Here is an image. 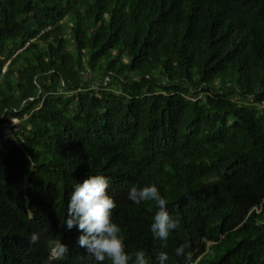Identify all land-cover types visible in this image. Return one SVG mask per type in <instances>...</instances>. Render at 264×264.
Listing matches in <instances>:
<instances>
[{
  "label": "trees",
  "instance_id": "16d2710c",
  "mask_svg": "<svg viewBox=\"0 0 264 264\" xmlns=\"http://www.w3.org/2000/svg\"><path fill=\"white\" fill-rule=\"evenodd\" d=\"M98 173L130 264H264V0H0V264H94L64 222Z\"/></svg>",
  "mask_w": 264,
  "mask_h": 264
},
{
  "label": "clouds",
  "instance_id": "9594fccd",
  "mask_svg": "<svg viewBox=\"0 0 264 264\" xmlns=\"http://www.w3.org/2000/svg\"><path fill=\"white\" fill-rule=\"evenodd\" d=\"M110 180L104 174L86 175L82 182H77L68 199L67 213L64 226L66 230L73 228L81 233L78 245L92 258L94 264H130L133 256L126 251V235L120 225L114 222L112 210L115 208L114 198L108 193ZM127 199L135 205L142 202H154L157 208L150 224V231L155 239L164 243L173 230L179 228V219L170 214L167 205L169 201L161 194L155 183L136 187L133 186ZM260 211V209H258ZM39 235L32 233L30 243H37ZM188 244H182L175 249L177 257H184L185 262L190 259L186 255ZM65 244L57 241L50 247V255L46 264L60 261L67 254ZM168 254L161 251L155 262L151 261L143 250L134 254V264H167ZM195 264V263H193Z\"/></svg>",
  "mask_w": 264,
  "mask_h": 264
},
{
  "label": "rangeland",
  "instance_id": "374dc122",
  "mask_svg": "<svg viewBox=\"0 0 264 264\" xmlns=\"http://www.w3.org/2000/svg\"><path fill=\"white\" fill-rule=\"evenodd\" d=\"M4 70H6V68ZM85 78H87L88 80H92L93 79V80L98 81V82L100 81V78H99L98 74H94L92 72H89L88 75L85 76ZM13 122L19 124L18 126H21V122H20L19 119L14 118ZM4 132H5L6 136H9L11 134V128L9 126H5L4 127ZM209 244H211V243H209ZM211 257H213V256H208L207 258H211Z\"/></svg>",
  "mask_w": 264,
  "mask_h": 264
},
{
  "label": "built area",
  "instance_id": "2783aa9c",
  "mask_svg": "<svg viewBox=\"0 0 264 264\" xmlns=\"http://www.w3.org/2000/svg\"><path fill=\"white\" fill-rule=\"evenodd\" d=\"M15 123V122H14Z\"/></svg>",
  "mask_w": 264,
  "mask_h": 264
}]
</instances>
